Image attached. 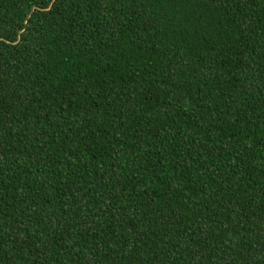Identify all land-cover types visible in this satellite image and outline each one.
<instances>
[{"label":"trees","instance_id":"1","mask_svg":"<svg viewBox=\"0 0 264 264\" xmlns=\"http://www.w3.org/2000/svg\"><path fill=\"white\" fill-rule=\"evenodd\" d=\"M0 264H264V0H0Z\"/></svg>","mask_w":264,"mask_h":264}]
</instances>
